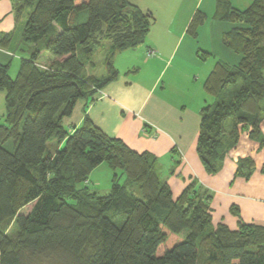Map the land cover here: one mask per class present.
Returning <instances> with one entry per match:
<instances>
[{"label":"trees","instance_id":"trees-1","mask_svg":"<svg viewBox=\"0 0 264 264\" xmlns=\"http://www.w3.org/2000/svg\"><path fill=\"white\" fill-rule=\"evenodd\" d=\"M12 1L15 29L0 32V48L12 52L13 34L26 17L25 43L37 45L51 34L45 49L56 60L45 67L42 52L29 50L15 79L10 64L0 62V90L6 91L0 264H264V225L242 221L233 206L238 228L223 222L214 227L212 197L195 179L175 198L153 153L110 137L88 116L72 132L64 126L78 101L93 98L118 78L117 55L146 42L155 14L132 0ZM83 11L87 20L72 25V15ZM215 19L235 25L223 43L241 61L236 66L217 61L204 82L206 94L219 99L202 108L197 142L200 160L212 174L224 158L226 138L235 147L244 129L253 140L261 135L264 0L245 10L217 0ZM206 20L197 10L188 34L196 38ZM106 40L112 44L108 76H87ZM207 55L200 53L202 59ZM9 140L13 151L4 147ZM260 144L264 148V138ZM104 163L115 174L109 192L100 195L91 189L90 176ZM254 171V160L242 159L236 176L249 179ZM31 204L30 212L22 213Z\"/></svg>","mask_w":264,"mask_h":264},{"label":"crops","instance_id":"crops-1","mask_svg":"<svg viewBox=\"0 0 264 264\" xmlns=\"http://www.w3.org/2000/svg\"><path fill=\"white\" fill-rule=\"evenodd\" d=\"M228 1L233 7L245 10L255 0ZM132 2L151 10L156 16V25L143 45L118 54L115 65L121 55L124 57L121 65L115 66L119 71L118 78L93 98L78 101L64 126L72 132L88 116L110 137L122 139L135 151H148L157 156L162 175L172 190L177 188L176 184L181 190L180 179L185 172L192 178L195 175L193 164H197L196 158L188 155L189 148L196 145L202 110L201 103L193 98V92L198 91L203 97L201 91H205L204 82L208 76L201 77L200 74H205V70L212 71L214 67V64L207 66L208 56L219 54L232 66L241 61V55L223 43V36L235 25L215 19L217 0ZM197 10L204 12L207 20L194 38L187 30ZM14 18L13 1L1 0L0 32H12L16 25ZM150 51L155 54L149 55ZM200 51L208 54L205 59L200 57ZM9 53L0 48V61L7 59ZM183 68L189 71L190 79L195 76L194 82L191 81L193 86L185 81L188 76L185 79L181 76ZM198 80L203 82L201 90L197 88ZM174 170H181L177 178L172 176Z\"/></svg>","mask_w":264,"mask_h":264},{"label":"rangeland","instance_id":"rangeland-1","mask_svg":"<svg viewBox=\"0 0 264 264\" xmlns=\"http://www.w3.org/2000/svg\"><path fill=\"white\" fill-rule=\"evenodd\" d=\"M1 1V0H0ZM17 3V1H15ZM136 4V3H135ZM138 5V4H137ZM16 11H15V22H16ZM88 18V12L83 11L80 13H74L71 17V24L75 25L81 22L86 21ZM26 23V17L22 18L19 21V25L15 30V33L12 37V43L10 45V50L12 52L6 57L7 59L1 60L2 64H10L9 67V74L12 78H16L20 69V63L22 58H29L31 55L28 52L29 50H40L41 53V63L43 66L48 67L52 61H55L56 58L49 56L50 54L45 49V45L47 41L50 39L51 34L37 45L35 44H26L23 40V31ZM112 44L110 41H103V44L97 49L96 53L94 54V58L92 59L93 65H89L87 67V76L94 75L99 79L106 78L107 74V67L106 63L110 60V51H111ZM7 51V50H6ZM200 53H204L200 51ZM153 51L149 52V55H154ZM118 56V55H117ZM50 58H52L50 60ZM117 59V57H116ZM115 59V60H116ZM124 57L121 55L119 57L116 65H121V60ZM206 60L207 66L210 67L212 64H216L217 61L222 60L219 54L208 56ZM228 63V62H227ZM115 65V66H116ZM181 70V76L185 79L186 82H189L191 86H193L195 76L189 77V71L185 68ZM186 71L188 74H186ZM210 71L205 70V74H200L201 77H207ZM203 75V76H202ZM198 78V77H197ZM199 79V78H198ZM166 81V78L165 80ZM192 81V82H191ZM197 88L199 90L202 89L199 80ZM196 88V87H195ZM201 88V89H200ZM203 97H200V93L198 91L193 92V98L197 101V103H201L202 108L205 106H213L219 99L209 96L206 94L205 91H201ZM204 98V99H203ZM6 91L0 90V125L5 124L6 119ZM190 106H195V104L190 103ZM264 107V102H263ZM65 121V119H64ZM201 123V121H200ZM71 132V131H70ZM200 133V125L199 129L196 132L197 139L196 145L189 148V154L191 157L194 156L197 160V164H193L194 176L192 179L196 180L198 184L202 185V190L208 189L209 194L211 195V206L214 210L213 213V226L215 227L218 223L223 222L224 224L228 225L231 229L235 230L238 228V221L241 220L246 223H254L257 225H264V148H261V140L264 138V120L262 121L261 125V135L258 140H253L249 137L248 131L243 130L240 135V139L238 144L234 147L231 140L226 138L224 140V147L222 149V153H224V158L222 159L220 165L218 166V170L216 173H209L206 167L200 160V157L197 152V142ZM4 147L9 150L13 151L14 149V142L13 140H9ZM251 158L255 162V171L251 175L249 179L244 177H237L236 171L239 164V161L242 159ZM194 160V159H193ZM195 161V160H194ZM196 162V161H195ZM172 173V176L178 177V174L181 170ZM114 171L107 165L106 163L98 166L96 169L93 170L90 179H91V189L96 190L100 195L107 194L112 187ZM187 172L184 173L183 179L181 178V190L180 186L176 184L177 188L173 190L174 197L177 198L182 193L186 185L192 180L188 178ZM161 179L165 181V176L161 175ZM165 179V180H164ZM203 179V181H202ZM125 178L121 179V184H123ZM185 186V187H184ZM184 187V188H182ZM139 194V191H137ZM251 200L249 202L244 200ZM236 206L240 210V218L234 215L232 212V207ZM33 204L25 207L22 210V213H29ZM10 234L13 233V228L9 231Z\"/></svg>","mask_w":264,"mask_h":264},{"label":"water","instance_id":"water-1","mask_svg":"<svg viewBox=\"0 0 264 264\" xmlns=\"http://www.w3.org/2000/svg\"><path fill=\"white\" fill-rule=\"evenodd\" d=\"M17 1H23V0H17Z\"/></svg>","mask_w":264,"mask_h":264}]
</instances>
